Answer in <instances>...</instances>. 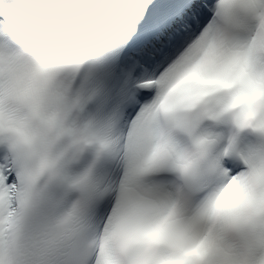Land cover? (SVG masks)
<instances>
[{"label":"snow or ice","instance_id":"6c2138e0","mask_svg":"<svg viewBox=\"0 0 264 264\" xmlns=\"http://www.w3.org/2000/svg\"><path fill=\"white\" fill-rule=\"evenodd\" d=\"M0 264H264V0H0Z\"/></svg>","mask_w":264,"mask_h":264}]
</instances>
